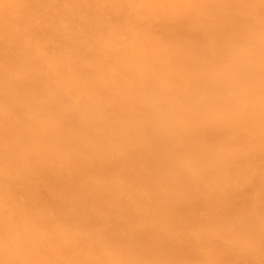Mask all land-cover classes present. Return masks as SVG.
I'll return each instance as SVG.
<instances>
[{
  "label": "bare ground",
  "instance_id": "bare-ground-1",
  "mask_svg": "<svg viewBox=\"0 0 264 264\" xmlns=\"http://www.w3.org/2000/svg\"><path fill=\"white\" fill-rule=\"evenodd\" d=\"M0 264H264V0H0Z\"/></svg>",
  "mask_w": 264,
  "mask_h": 264
}]
</instances>
